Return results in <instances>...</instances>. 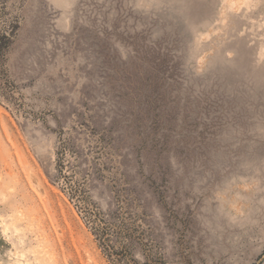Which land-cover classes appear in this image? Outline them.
Wrapping results in <instances>:
<instances>
[{
  "label": "rangeland",
  "instance_id": "374dc122",
  "mask_svg": "<svg viewBox=\"0 0 264 264\" xmlns=\"http://www.w3.org/2000/svg\"><path fill=\"white\" fill-rule=\"evenodd\" d=\"M70 183L141 261L264 264V0H0V264H111Z\"/></svg>",
  "mask_w": 264,
  "mask_h": 264
},
{
  "label": "trees",
  "instance_id": "16d2710c",
  "mask_svg": "<svg viewBox=\"0 0 264 264\" xmlns=\"http://www.w3.org/2000/svg\"><path fill=\"white\" fill-rule=\"evenodd\" d=\"M69 147V141L63 139L61 147L62 153L65 154ZM70 193L77 197L81 209L84 211L100 247L111 264H166L161 257L151 256L150 254H145L144 261L138 259L133 253L134 250L131 241L118 243L117 240H114L113 237L115 236V233L119 232L116 229L118 227L109 220L107 214L102 212L96 206L92 207L89 204H86V194L83 190L78 186H75L73 183H70Z\"/></svg>",
  "mask_w": 264,
  "mask_h": 264
}]
</instances>
